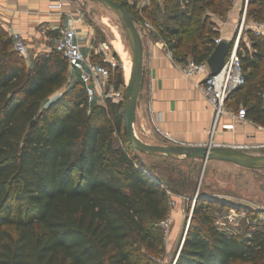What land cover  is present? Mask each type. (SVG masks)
Here are the masks:
<instances>
[{"label":"trees","instance_id":"1","mask_svg":"<svg viewBox=\"0 0 264 264\" xmlns=\"http://www.w3.org/2000/svg\"><path fill=\"white\" fill-rule=\"evenodd\" d=\"M115 1L137 24L135 13ZM155 1L154 34L184 63L189 56L208 60L220 36L217 20L236 3ZM246 22H264V0H249ZM244 32L249 43L242 35L238 52L245 83L228 104L246 108L264 127V35ZM115 78L117 87L124 84L120 65ZM68 79L60 52L40 54L28 67L0 25V264H144L141 248L164 244L160 222L171 195L130 146L123 102L89 107L79 79L48 101ZM210 200L196 199L175 264H264V239L252 243L222 231L205 207Z\"/></svg>","mask_w":264,"mask_h":264},{"label":"crops","instance_id":"2","mask_svg":"<svg viewBox=\"0 0 264 264\" xmlns=\"http://www.w3.org/2000/svg\"><path fill=\"white\" fill-rule=\"evenodd\" d=\"M237 1L225 19L217 20L220 35L226 41L235 38L237 25L242 18L241 0ZM52 2H62L63 8L50 10ZM77 11L73 0H0V25L9 35L19 32L24 36L29 47L24 59L29 67L38 55L49 52L59 31L67 25L71 15L78 14ZM78 26V39L84 54L93 63H100L92 59L95 48L91 34L87 30L81 31L83 20ZM141 27L144 72L135 123V131L141 139L149 144H162V140L166 142L151 123L152 116L156 127L187 145L205 146L212 143L231 147L233 144L264 143V127L252 120L242 123L235 119L231 112L237 113V109L231 104L220 117L217 132L211 141L210 130L215 114L213 105L200 88L204 77L186 78L182 71L184 62L175 59L172 50L160 36L148 34ZM190 60H193L191 56L187 61ZM78 74V69L69 68V78L77 80Z\"/></svg>","mask_w":264,"mask_h":264},{"label":"rangeland","instance_id":"3","mask_svg":"<svg viewBox=\"0 0 264 264\" xmlns=\"http://www.w3.org/2000/svg\"><path fill=\"white\" fill-rule=\"evenodd\" d=\"M118 1L125 3L126 7L135 13L141 32V24L146 20L152 21L149 13L154 9L155 0H149L143 7H141L142 0ZM73 2L83 14L81 31L87 30L92 36V46L95 48L92 59L101 62L103 48L109 49L123 69L127 80L126 67L132 63V52L117 14L98 2L90 0H73ZM144 7L148 8V11L143 10ZM158 22L168 23L162 16L159 17ZM247 25L250 23L247 22ZM60 32L61 30L59 35ZM244 33V39L249 42ZM77 80L72 79L71 82ZM71 82L53 94L48 101L60 96ZM113 138L115 146H121V139L117 133H114ZM161 143L166 142L162 140ZM244 151L264 155V149ZM78 152L79 149L75 154L77 155ZM138 156L147 169L171 191V199L174 201L172 206L169 202L172 217L170 234L164 236L163 246L157 249L141 248V253L145 255L144 264L175 263L192 222L196 199L201 195L211 198L206 202L205 207L222 231L235 234L242 240L252 243L264 239V169H249L227 162L210 161L200 179L201 161L192 162L190 159L152 156L140 152Z\"/></svg>","mask_w":264,"mask_h":264},{"label":"built area","instance_id":"4","mask_svg":"<svg viewBox=\"0 0 264 264\" xmlns=\"http://www.w3.org/2000/svg\"><path fill=\"white\" fill-rule=\"evenodd\" d=\"M145 6L149 0H142ZM238 1L236 0V3ZM235 3V4H236ZM249 0H241L243 5L242 18L237 25L235 41L233 49L229 52L222 69L215 75L210 71L207 60L196 62L194 60L187 61L182 66L183 74L186 78L195 76H203V82L200 88L206 98L211 102L214 108V121L210 130L211 141L217 132L220 117L228 110V100L233 96L234 92L245 83V76L242 68V61L239 55V43L244 33L245 28L253 29L254 33L258 36L264 35V22H255L247 25V7ZM63 8L62 2H52L49 5L50 10H61ZM77 15H71L70 20L60 32V35L50 47L49 52H60L68 61L71 70L78 69V79L83 83L86 90V103L89 107L94 104L106 105L108 100L116 103L124 102L125 99V84L117 87L115 70L119 63L115 57L110 53L109 49L103 48V60L100 63H93L83 52L81 44L78 39L79 35V22L83 20V14L80 10ZM146 33L151 34L156 32V27L150 21H145L141 24ZM13 39V49L21 56L26 57L28 53V44L24 36L19 32H11ZM164 41V40H163ZM223 41L220 35L215 39L216 45ZM166 44V42L164 41ZM72 81L68 79V83ZM235 119L242 123L250 121L247 117V110L241 107L237 113L231 112ZM151 123L157 129L168 144L172 145H187L175 138L168 132H163L160 128L156 127L155 119L151 116ZM231 147L241 150H262L264 143L257 144H233ZM167 192L172 196L170 190ZM170 205H174L173 199H170ZM160 226L163 230L164 236L170 234L172 227V217L169 213L168 217L161 221ZM176 263V261H175ZM174 263V264H175Z\"/></svg>","mask_w":264,"mask_h":264},{"label":"water","instance_id":"5","mask_svg":"<svg viewBox=\"0 0 264 264\" xmlns=\"http://www.w3.org/2000/svg\"><path fill=\"white\" fill-rule=\"evenodd\" d=\"M98 2L114 11L128 37L132 52L131 70L125 84V99L123 110L126 121V134L130 146L143 154L162 155L175 159H190L192 162L198 160L202 163L200 179L206 165L210 161H221L235 164L244 168L261 170L264 169V155L248 153L244 150L230 146L212 145H172V144H149L139 137L135 131L136 112L138 98L141 91L144 72V42L141 32L135 23L133 15L115 0H90ZM233 42L223 40L216 45L207 62L213 75L217 74L223 67L226 57L233 49Z\"/></svg>","mask_w":264,"mask_h":264},{"label":"bare ground","instance_id":"6","mask_svg":"<svg viewBox=\"0 0 264 264\" xmlns=\"http://www.w3.org/2000/svg\"><path fill=\"white\" fill-rule=\"evenodd\" d=\"M121 46V45H120ZM121 48V47H120ZM130 70H131V64L130 65H128L127 67H126V73H127V80H128V78H129V75H130ZM129 73V74H128Z\"/></svg>","mask_w":264,"mask_h":264}]
</instances>
